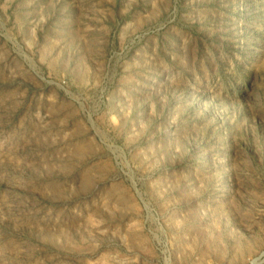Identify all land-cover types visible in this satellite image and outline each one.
<instances>
[{
	"label": "rangeland",
	"instance_id": "374dc122",
	"mask_svg": "<svg viewBox=\"0 0 264 264\" xmlns=\"http://www.w3.org/2000/svg\"><path fill=\"white\" fill-rule=\"evenodd\" d=\"M0 264H264V0H0Z\"/></svg>",
	"mask_w": 264,
	"mask_h": 264
}]
</instances>
